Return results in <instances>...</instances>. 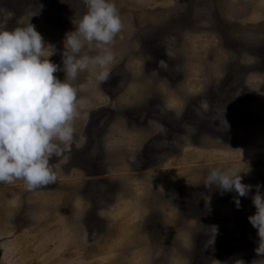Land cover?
I'll return each instance as SVG.
<instances>
[{"label": "rangeland", "instance_id": "rangeland-1", "mask_svg": "<svg viewBox=\"0 0 264 264\" xmlns=\"http://www.w3.org/2000/svg\"><path fill=\"white\" fill-rule=\"evenodd\" d=\"M113 3L110 74L98 84L89 65L73 82L83 107L56 181L0 183V264H264L247 219L264 194V0ZM85 11L0 0V24L31 23L63 80V39ZM226 167L251 186L239 207L204 184Z\"/></svg>", "mask_w": 264, "mask_h": 264}, {"label": "clouds", "instance_id": "clouds-1", "mask_svg": "<svg viewBox=\"0 0 264 264\" xmlns=\"http://www.w3.org/2000/svg\"><path fill=\"white\" fill-rule=\"evenodd\" d=\"M83 4L86 11L63 39V80L53 75L61 69L48 59L50 45L31 23L10 29L0 24V183L23 180L27 190L54 183L59 163L52 161H61L71 150L74 121L83 107L73 82L89 65L96 68L98 84L109 77L114 58L110 45L122 30V19L113 0H83ZM85 46L96 54L83 53ZM239 173L231 167L212 168L204 184L234 191L239 207V197L251 187L241 183ZM259 187L251 198L255 212L247 219L259 237L254 251L264 256V194ZM206 233L211 244L216 225Z\"/></svg>", "mask_w": 264, "mask_h": 264}]
</instances>
